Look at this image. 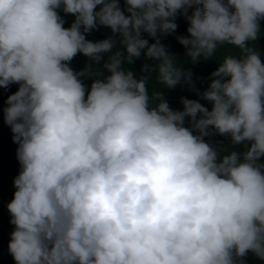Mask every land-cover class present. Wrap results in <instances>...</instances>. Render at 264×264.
Masks as SVG:
<instances>
[{
  "label": "clouds",
  "instance_id": "clouds-1",
  "mask_svg": "<svg viewBox=\"0 0 264 264\" xmlns=\"http://www.w3.org/2000/svg\"><path fill=\"white\" fill-rule=\"evenodd\" d=\"M124 2L0 0V87L18 85L3 119L21 166L9 253L16 264L264 261V62L254 43L264 0ZM61 8L74 16L69 27ZM178 12L193 63L239 50L217 60L202 93L157 35L176 30ZM98 25L113 35L86 39ZM142 50L156 63L137 76L124 64ZM78 53L91 63L75 71ZM104 53L107 76L95 67ZM153 72L167 88L189 83L211 110L186 97L172 109L149 91ZM215 134L230 151L205 139Z\"/></svg>",
  "mask_w": 264,
  "mask_h": 264
},
{
  "label": "trees",
  "instance_id": "trees-1",
  "mask_svg": "<svg viewBox=\"0 0 264 264\" xmlns=\"http://www.w3.org/2000/svg\"><path fill=\"white\" fill-rule=\"evenodd\" d=\"M120 7L122 10H126V5L124 0H120ZM99 6H97L98 10ZM60 15L64 19V27H69L74 20V16L71 14H65L61 9H58ZM192 9H189V14H191ZM126 14H128L126 12ZM177 28L173 33L161 34L158 32V37L162 44L165 45L168 51H170L177 58L180 66L184 70L191 71V80L194 88L199 92H203L210 85L211 73L218 67V61L222 59L225 55L238 54L239 50L231 46H226L221 48L216 58H209L207 60L201 58L198 62L193 63L191 58L186 55L185 46L182 45L177 37L178 36H188L187 28L189 22L185 19L184 15L179 13L175 20ZM86 39L93 42L105 39L112 36L113 33L111 29L98 25L97 29L86 33ZM142 37L148 39L149 43H154L155 39L149 36L147 33L142 32ZM255 43V47L261 52V60L264 62V20H261V33L258 40ZM122 48V46H121ZM144 50L141 52L140 58H134L132 65H128L126 62L124 66L126 68L132 69L137 76L141 75V66L143 63L147 62L149 65H154L156 61L154 59H148L144 56ZM103 59L95 67L99 68L104 76L110 75L107 69L103 68V64L107 61L109 53H104ZM218 60V61H217ZM86 63H91L89 58L84 56L82 53H78L70 63V66L75 70L79 71L85 67ZM149 75V91L162 90L164 92V97L168 101L170 107L174 110H183V104L181 103V97H186L188 99L198 100L200 103L204 104L209 110H211V102L202 99L197 95L196 90H192V85L187 82H182L177 84L173 88H167L158 83L156 78V73H150ZM86 86L90 88L92 77L82 78ZM18 85L11 84L8 88L0 87V264H16L13 257L8 251V244L10 240V233L12 232L14 225L10 223V213L7 209V204L13 199V194L15 188L13 186L14 178L19 174L20 164L16 156V149L18 145L13 141L10 127L4 122L3 119V108L6 107L7 97L17 91ZM185 126L189 125V118H185ZM207 141H211L214 146L217 141H222L221 145L224 151H230L232 145L229 143V139L225 136H220L219 134L211 135L205 137ZM246 264H264V261L258 259L253 254L249 253L245 258Z\"/></svg>",
  "mask_w": 264,
  "mask_h": 264
}]
</instances>
